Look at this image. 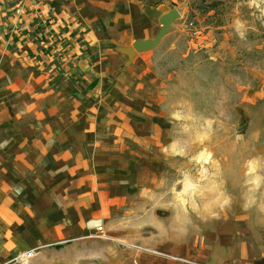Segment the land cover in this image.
I'll return each instance as SVG.
<instances>
[{
	"label": "crops",
	"instance_id": "1",
	"mask_svg": "<svg viewBox=\"0 0 264 264\" xmlns=\"http://www.w3.org/2000/svg\"><path fill=\"white\" fill-rule=\"evenodd\" d=\"M173 1L0 0V264L28 248L26 264H59L63 246L81 264L78 246L102 222L111 264H264V231L195 244L119 230L145 188L131 153L161 136L155 109L130 101L131 65L147 58L134 43Z\"/></svg>",
	"mask_w": 264,
	"mask_h": 264
},
{
	"label": "rangeland",
	"instance_id": "2",
	"mask_svg": "<svg viewBox=\"0 0 264 264\" xmlns=\"http://www.w3.org/2000/svg\"><path fill=\"white\" fill-rule=\"evenodd\" d=\"M169 5L178 14L127 81L130 101L155 109L161 136L131 153L142 175L134 186L145 188L131 194L130 224L119 230L188 234L195 244L264 231V0ZM102 225L79 244L81 264L112 263L113 228ZM60 249L59 264H74L72 247Z\"/></svg>",
	"mask_w": 264,
	"mask_h": 264
},
{
	"label": "water",
	"instance_id": "3",
	"mask_svg": "<svg viewBox=\"0 0 264 264\" xmlns=\"http://www.w3.org/2000/svg\"><path fill=\"white\" fill-rule=\"evenodd\" d=\"M178 14L175 8H170L166 12L162 13L158 18V23L160 24L158 30L155 35L151 39L147 40H138L134 43L136 47L148 48L155 44L158 39L162 36V34L166 31L171 19Z\"/></svg>",
	"mask_w": 264,
	"mask_h": 264
},
{
	"label": "built area",
	"instance_id": "4",
	"mask_svg": "<svg viewBox=\"0 0 264 264\" xmlns=\"http://www.w3.org/2000/svg\"><path fill=\"white\" fill-rule=\"evenodd\" d=\"M97 232L101 233V224L96 226ZM33 248L25 249L22 252L21 258L19 259V264H26L27 258H29L32 255Z\"/></svg>",
	"mask_w": 264,
	"mask_h": 264
}]
</instances>
